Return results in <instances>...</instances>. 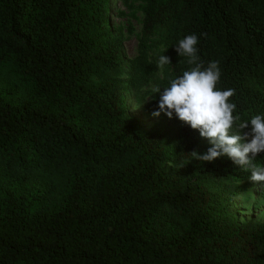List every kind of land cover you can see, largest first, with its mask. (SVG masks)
<instances>
[{"label":"trees","instance_id":"16d2710c","mask_svg":"<svg viewBox=\"0 0 264 264\" xmlns=\"http://www.w3.org/2000/svg\"><path fill=\"white\" fill-rule=\"evenodd\" d=\"M138 11L124 65L109 0H0V264H264V223L227 211L264 182L227 156L194 159L211 145L175 114L143 131L126 101L158 110L153 89L194 66L175 47L195 34L216 87L235 90L234 130L264 117V0Z\"/></svg>","mask_w":264,"mask_h":264},{"label":"clouds","instance_id":"9594fccd","mask_svg":"<svg viewBox=\"0 0 264 264\" xmlns=\"http://www.w3.org/2000/svg\"><path fill=\"white\" fill-rule=\"evenodd\" d=\"M197 43L195 34L179 40L175 50L179 56L187 58L188 65L194 66L184 71L182 76L171 79L162 92L160 87L153 89L154 93H160V97L158 110L153 111L152 116L163 114L171 119L175 114L179 121L198 130L199 135L208 140L211 147L206 153H190L194 159L211 162L227 156L243 170L250 171L251 181L264 182V166L254 163L256 155L264 153V117L255 115L250 121L240 122L234 130V125L240 119L238 115H233L236 105L230 102L235 90L216 87L221 76L219 61H211L205 67L197 56ZM169 64L168 57L159 56L157 67ZM249 124L252 138L245 143L243 141L247 140L249 134L242 136L239 130L247 128Z\"/></svg>","mask_w":264,"mask_h":264},{"label":"rangeland","instance_id":"374dc122","mask_svg":"<svg viewBox=\"0 0 264 264\" xmlns=\"http://www.w3.org/2000/svg\"><path fill=\"white\" fill-rule=\"evenodd\" d=\"M141 0H109L110 22L115 36L122 40L121 57L127 65L137 52V34L141 28L142 15L138 11ZM128 115L139 122L143 131L149 132L161 119L153 117L147 110L149 99L136 104L131 92H126ZM236 220L242 222L254 219L264 223V186L259 184L250 194L238 193L227 208Z\"/></svg>","mask_w":264,"mask_h":264}]
</instances>
